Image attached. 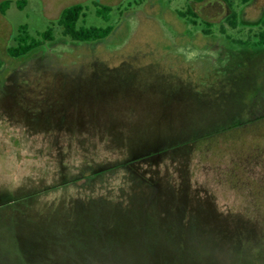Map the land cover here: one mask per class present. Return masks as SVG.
Listing matches in <instances>:
<instances>
[{"label": "rangeland", "instance_id": "rangeland-1", "mask_svg": "<svg viewBox=\"0 0 264 264\" xmlns=\"http://www.w3.org/2000/svg\"><path fill=\"white\" fill-rule=\"evenodd\" d=\"M4 1L0 264H264V142L247 139L264 123L230 140L231 155L210 157L202 142L233 114H264V93L250 100L240 85L259 62L237 69L233 56L221 82L209 69L223 41L201 19L220 21L227 5H197L195 26L179 15L192 0ZM78 3L82 24L112 27L105 40L62 36L60 14ZM242 12L258 21L264 0ZM21 25L34 36L54 27L57 42L13 59Z\"/></svg>", "mask_w": 264, "mask_h": 264}, {"label": "flooded vegetation", "instance_id": "flooded-vegetation-1", "mask_svg": "<svg viewBox=\"0 0 264 264\" xmlns=\"http://www.w3.org/2000/svg\"><path fill=\"white\" fill-rule=\"evenodd\" d=\"M210 2L211 3L217 2L224 6L227 5L229 9V12H227L220 21H214V20L212 21V20L205 19V18L201 19L202 20L201 24H204L207 27L209 25H211V27L217 25L218 28L220 29L219 36L223 41L221 49H219V53L216 59L214 60L213 64L209 63V69L215 75L214 80L217 82L218 81L221 82L222 81L221 79H223L222 78L223 75L221 74L226 73V71L228 73L231 72L232 69H230L231 68L230 62L233 56H241L242 58V60L240 58L239 60L240 62H236L237 64L235 65V67L237 69L243 66L242 63L244 61L257 62V63L259 62L261 71L257 72L256 74L257 79L255 78L254 80V75L246 73L245 77L241 79L240 85H243V87H241L242 89H252L250 100L253 98L260 97L262 93H264V45L256 47L255 43L257 42V40L255 37L257 35L261 36L264 34V25L262 24V22L258 23V21H260L261 19H264V12L262 13L258 21L251 22V21L244 20L243 14H242L243 8L246 5H248L250 2H252V0L247 4H242L241 0H239L238 2L242 5L241 10H237L235 8L232 0H195V1L192 0L191 7L189 6V8L191 9V11L196 12L197 15L200 17L198 12L195 10L197 8V5L200 7H206L208 6V4H210ZM236 17L238 18L239 23L238 25L234 26L231 23V20ZM191 24H193V19L191 20ZM228 28L232 30H238V31H240V28H247L250 34H248L246 37H232L231 34L228 33ZM256 28L257 29L259 28V29L254 31L253 29H256ZM204 29L206 28L203 27L202 29L205 32ZM212 32L213 31L210 30L209 33L207 32L205 33L213 36L214 33ZM212 36L208 38L212 39L213 38ZM245 43L253 44L254 48L252 50H249V49L247 50L244 48H242L243 50L242 49L237 50L233 48L234 46L242 47V45ZM254 106L249 109L250 113L253 111ZM239 113L240 112H238V114L236 115H239ZM236 115L233 114L225 122L215 124L214 127H211L209 130H207L205 137L202 138V142L206 141L208 143V147L210 148V154H209L210 157H213V156L220 157L219 153L214 152L215 147L222 149L224 148L225 145L230 144V140L237 137L238 133L241 132L242 130L247 131L249 130L250 126L253 127L254 125L264 123L263 121L264 114H261V113L256 114L255 117L251 116L248 118L244 115L241 117H238ZM227 132L228 134L230 133L235 134V136L233 135L231 137L223 138L222 134H225ZM247 139L249 141H252L251 143L256 142V141L264 142V134L258 135V138H257L253 132H249L247 133ZM226 150L227 149H225V151L223 152L224 155L231 153L230 151L228 153ZM262 154L258 153L259 156Z\"/></svg>", "mask_w": 264, "mask_h": 264}, {"label": "trees", "instance_id": "trees-1", "mask_svg": "<svg viewBox=\"0 0 264 264\" xmlns=\"http://www.w3.org/2000/svg\"><path fill=\"white\" fill-rule=\"evenodd\" d=\"M251 0H241L242 4H247ZM11 0H6L3 2V8H9L11 5ZM17 4L20 8L25 6L24 0H18ZM84 5L78 3L66 7L60 14V17L57 21V27L62 33L63 37L69 38L71 41L76 43H91L99 42L105 40L109 34L112 32V27L108 26L106 28L96 27V26H86L84 23L87 14L84 10ZM108 8H103L97 11L98 16H105L104 12H107ZM104 11V12H103ZM181 17L191 15L193 19V24L196 26L198 24L197 19L199 16L196 12L191 11L190 8L187 11H179ZM259 22H262L264 25V19H261ZM231 23L236 26L239 23L238 18L231 20ZM206 29L205 32L209 33L211 30V25L204 26ZM257 42L255 43L256 47L264 45V34L256 37ZM57 42L55 36V28L49 27L42 33L34 36L32 35L26 25H21L18 29L17 35L15 37L14 43L8 47V55L13 59H20L29 56L35 50H39L49 43V45H54Z\"/></svg>", "mask_w": 264, "mask_h": 264}]
</instances>
